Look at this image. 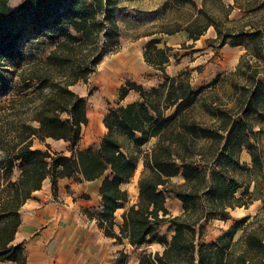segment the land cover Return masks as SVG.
I'll return each mask as SVG.
<instances>
[{"label": "trees", "instance_id": "trees-1", "mask_svg": "<svg viewBox=\"0 0 264 264\" xmlns=\"http://www.w3.org/2000/svg\"><path fill=\"white\" fill-rule=\"evenodd\" d=\"M206 1L198 7L195 0H161L150 10L151 18L156 12L165 14L189 7L191 12L183 25L176 22L163 31L182 29L189 38L197 39L212 25L216 32L213 41L243 44L257 54L264 32L260 28L233 30L225 26L223 19L208 10ZM225 7L226 20L232 5ZM122 10L120 0H21L15 7L9 0H0V59L7 58L19 69L24 89L32 85L30 81H38L41 94L31 115L19 117L8 130L6 142L0 145V260L26 264L23 241H13L21 222L20 207L48 176L53 195L61 177L78 181L100 178L101 206L94 217L103 233L118 241L126 238L131 245H163L161 250L142 251L136 264H264V227L243 229L230 243L225 238L234 232V223L213 241L198 240L207 219L227 206L240 204L235 192L245 185L230 175L229 167L238 162L242 142L254 165H260L247 127H251L250 117L262 112L259 103L264 96L263 86L252 88L255 72L245 70L242 63L237 71L248 80L231 81L238 96L236 106L201 100L203 111L211 118L209 123L192 114L201 90L188 81L167 77L159 86L145 90L136 81L127 80L121 85L120 97L134 89L139 98L117 103L104 113L106 131L98 144L77 148L70 154L51 149L47 142L44 148L32 146L34 138L51 137L66 140L73 149L80 140L82 126L87 123L86 99L70 85L86 80L108 49L100 36H107V44L113 42ZM25 30H29L26 37ZM41 36L53 47L40 64L32 63L23 71L25 42ZM157 41L151 37L143 54L148 63L161 67L168 57ZM245 64L250 66L247 61ZM12 86L11 80L0 74V96ZM168 107L173 109L165 114ZM151 138L154 141L142 152L137 198L122 212V221L115 229L113 212L128 199L127 190L120 184L135 169L136 155L128 142L139 147ZM214 158L216 162L211 166ZM15 169L18 174L12 178ZM174 177L182 179L176 182ZM167 192L182 202L181 215L170 213ZM163 223L171 230L169 239L160 231ZM122 261L117 259L116 264Z\"/></svg>", "mask_w": 264, "mask_h": 264}, {"label": "rangeland", "instance_id": "rangeland-1", "mask_svg": "<svg viewBox=\"0 0 264 264\" xmlns=\"http://www.w3.org/2000/svg\"><path fill=\"white\" fill-rule=\"evenodd\" d=\"M161 0H120L123 5L122 14L118 15V34L113 37V42H108L107 36L101 35L102 42L106 46L100 60L94 69L88 74L86 80L79 79L70 88L86 99L87 123L82 126L81 138L73 149L68 147V142L61 138L46 137L45 140L33 139V145L44 148L46 142L51 149L70 154L78 147L95 146L98 144L106 128L102 118L104 113L117 103L135 100L139 98L138 92L130 89L123 97H120L121 85L127 80H134L141 84L145 90L153 86H159L167 77H177L186 80L194 89H200L199 99L193 104L192 114L205 123L211 122L201 106V100L211 104L236 106L237 92L231 85V81L244 83L248 78L237 71V66L248 72H255L256 81L252 88L262 87L264 95V33L261 35V45L257 54L247 50L243 44L230 45L213 41L216 32L210 25L197 39L187 36L185 30H177L172 33L163 31L172 24L179 22L183 25L191 12L189 7L168 11L165 14L156 12L151 18L152 9L156 8ZM197 6H201L202 0H195ZM21 0H9L15 7ZM207 8L213 14L223 19L224 25L233 30H251L260 28L264 32V0H207ZM231 4L227 19H224L226 5ZM29 30H25L26 37ZM157 38V46L166 50L168 61L159 67L148 63L144 58V47L151 38ZM106 38V39H105ZM24 44V59L21 64L23 71L34 64H40L53 47V43L44 37H31ZM242 59V62H241ZM247 61L250 66L245 64ZM7 58L0 59V74L6 75L12 82V88L0 96V145L8 138V130L19 117L26 118L40 101L38 81H30L32 85L23 88L21 77ZM259 81L261 84H259ZM249 84V83H248ZM46 89V88H45ZM237 97V98H236ZM264 97V96H263ZM259 103L260 111L250 117L251 127H247L248 139L252 143L260 159V165H254L248 148L241 143L237 153V163L229 167L231 176L236 177L245 187H240L235 196L239 197L240 204L227 206L226 209L207 219L202 226V233L198 238L202 242H210L217 238L227 227L236 223L235 230L225 240L234 242L243 229H261L264 227V99ZM173 107H168L164 113H170ZM154 141L151 138L146 143L136 147L128 142L131 153L136 155L133 175L121 185L128 193V199L122 205H128L137 198V179L142 168V152ZM216 159L210 161L212 166ZM18 170L12 173L15 178ZM45 177L42 184L48 182ZM181 177H174V181H180ZM50 182V181H49ZM53 195V193H52ZM166 205L171 214H182V202L172 192H167ZM118 228L119 220L115 222ZM169 239L171 230L167 223L160 226ZM92 238L97 244V257L86 254L78 259V246H73L69 255L62 259L65 253L62 248L50 253L47 264H116L117 259L122 258L120 264H136L139 255L144 250H161L163 245L159 242H151L141 245H131L126 238L117 239L99 234L94 226ZM25 246L26 264H32L29 259L27 241ZM59 261V263H58ZM0 264H14L10 260H0Z\"/></svg>", "mask_w": 264, "mask_h": 264}, {"label": "crops", "instance_id": "crops-1", "mask_svg": "<svg viewBox=\"0 0 264 264\" xmlns=\"http://www.w3.org/2000/svg\"><path fill=\"white\" fill-rule=\"evenodd\" d=\"M49 181L34 190L21 205V222L13 241H27L32 264H47L50 253L60 248L65 253L61 256L64 259L73 246L79 247L78 259L86 254L96 258L97 244L91 235L94 226L99 234L103 233L94 217V211L101 206L98 191L101 179L78 181L61 177L54 195ZM128 205H119L114 210L115 222L122 221L121 214Z\"/></svg>", "mask_w": 264, "mask_h": 264}]
</instances>
